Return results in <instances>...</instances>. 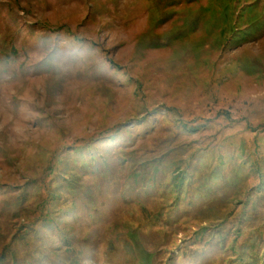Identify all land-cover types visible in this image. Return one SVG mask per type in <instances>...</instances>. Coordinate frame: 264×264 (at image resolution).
Wrapping results in <instances>:
<instances>
[{
    "label": "rangeland",
    "instance_id": "1",
    "mask_svg": "<svg viewBox=\"0 0 264 264\" xmlns=\"http://www.w3.org/2000/svg\"><path fill=\"white\" fill-rule=\"evenodd\" d=\"M0 264H264V0H0Z\"/></svg>",
    "mask_w": 264,
    "mask_h": 264
},
{
    "label": "bare ground",
    "instance_id": "2",
    "mask_svg": "<svg viewBox=\"0 0 264 264\" xmlns=\"http://www.w3.org/2000/svg\"><path fill=\"white\" fill-rule=\"evenodd\" d=\"M161 4V3H160ZM163 4V3H162ZM198 45V44H197ZM197 45H195V46H197Z\"/></svg>",
    "mask_w": 264,
    "mask_h": 264
}]
</instances>
